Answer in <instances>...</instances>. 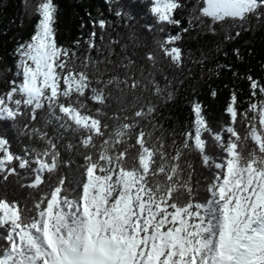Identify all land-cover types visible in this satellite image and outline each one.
Wrapping results in <instances>:
<instances>
[{
  "label": "snow or ice",
  "instance_id": "obj_1",
  "mask_svg": "<svg viewBox=\"0 0 264 264\" xmlns=\"http://www.w3.org/2000/svg\"><path fill=\"white\" fill-rule=\"evenodd\" d=\"M181 7L180 0H150L147 11L159 24L179 26L181 21L174 14ZM115 9L116 16L133 18L122 10L119 0ZM57 10L55 0L36 3L34 32L16 49L20 80H12L10 90L0 94V121L15 123L21 116L35 121L37 111L46 109L60 129L78 134L84 149H98V153H84L85 179L79 192L70 193L66 177L60 176L31 208L0 197V229L7 232L3 237L6 247L0 246V264H264V100L249 102L248 109L238 113L237 94L232 92L225 109L231 124L220 131L206 119L202 103L194 100L192 125L180 133L183 140L179 145L173 139L169 159L158 151L167 144L163 126L150 123L152 130L145 131L139 119L125 116L113 129L104 121L108 87L128 84V80L120 81L117 76L94 79L98 70L90 74L87 63L84 70H78L75 52L57 43ZM199 11L213 22L232 21L236 37L241 30L251 29L252 18L257 26H264V0H203ZM93 23L101 29L108 25L103 18ZM95 35L91 33V37ZM181 38V34H168L160 43L163 55L176 66L181 63L182 49L169 45ZM89 46L95 47L94 42L90 40ZM233 51L239 57L240 50ZM146 58L156 63L153 52ZM127 60L125 67L133 63ZM247 79L252 97L257 90L264 94V85L251 75ZM140 83L133 76L129 86L136 89ZM152 91L157 97L173 98L167 85L155 80ZM211 95L215 97L217 92L213 90ZM89 102L99 107L92 109ZM156 110L157 106L148 102L134 117H153ZM238 116L242 117L239 122L245 127L244 135L236 127ZM19 131L39 139L43 147L20 155L12 150L9 139L0 135V183L27 170L32 174L30 182L21 187L37 189L45 182L44 173L58 171L61 152L48 131L27 122ZM134 132V146L139 150L128 161L130 148L123 145ZM96 137L102 142L97 144ZM209 138L222 153L218 160L208 154ZM194 152L205 166L216 170L204 201L198 200L192 165L182 164ZM177 174L180 185L187 184L183 199L169 186ZM155 176H164L169 184H154Z\"/></svg>",
  "mask_w": 264,
  "mask_h": 264
},
{
  "label": "trees",
  "instance_id": "obj_2",
  "mask_svg": "<svg viewBox=\"0 0 264 264\" xmlns=\"http://www.w3.org/2000/svg\"><path fill=\"white\" fill-rule=\"evenodd\" d=\"M37 2L38 0H0V94L10 90L12 80H20L17 75L16 49L19 44L28 41L34 32L37 20L34 9ZM149 2L150 0H119L122 10L132 14L133 18L129 21L128 18L122 19L115 15L116 0H55L58 5L56 39L58 45L75 52L78 70H84V64L87 63L86 70L90 74H95L98 70L99 74L94 75V79L107 80L111 76H117L120 81L128 80V84H113L108 87L109 99L105 107L107 116L104 121L113 129L124 122L125 116L139 119L145 131L152 130L150 123L163 126L167 144L158 151L166 153L171 159L173 139L179 145L183 140L180 133L192 125L194 114L191 103L194 100L202 103L206 119L216 131L231 124V118L225 109L232 92L237 94L238 113L247 110L249 102L264 100V94L259 90L252 97L250 81L247 79L251 75L264 85V26H257V21L252 18L251 29L241 30V35L236 37L237 29L232 21L213 22L202 16L199 10L203 6V0H180L182 7L174 14L181 21L179 26L159 24L147 11ZM102 18L108 22L104 29L93 23ZM161 28L164 29L163 32L160 31ZM183 28L188 31L181 32ZM93 32L96 33L95 37H91ZM168 34H181V40L169 45L182 49L179 66L161 51L160 43ZM229 36L235 38L228 39ZM90 40L95 47L90 48ZM237 48L240 50L239 57L233 51ZM148 52H153L156 56L154 65L146 58ZM127 58L133 62L129 67L124 66L128 62ZM229 65L230 69L227 67ZM133 76L141 82L136 89L129 86ZM153 80L158 81L161 86L167 85V89L173 92L171 101L164 95H154ZM213 90L217 92L215 97L211 95ZM148 102L157 106L155 115L135 118V111ZM89 105L92 109L99 107L91 102ZM241 119L238 116L236 127L244 135L245 127L239 122ZM26 122L30 126L48 131L56 140L62 163L57 172L43 174L45 182L37 189L21 187V184L30 182L32 174L27 170H20L19 177L13 176L7 183H0V197L6 196L9 200L31 208L35 199L50 191L49 185L54 184L60 176L66 177V186L70 193L73 190L79 192V186L85 179L84 153L92 151L96 155L98 149H84L79 143V135L60 129L45 109L37 111L35 121H29L25 116H21L15 123L0 121V135L8 138L12 150L20 155H24L31 148L43 147V142L39 139L20 133L19 129ZM130 135L132 138H125L123 145L130 148L128 161L139 150L138 146H134L136 133ZM223 135L227 139L228 134L224 132ZM94 139L97 144L102 142L100 137ZM69 143L73 145L71 149L67 147ZM248 144L251 149L252 142L249 141ZM209 145L208 154L218 160L222 155L220 149L211 138ZM29 156L34 158L30 152ZM187 163L192 165L193 181L199 193L198 200L204 201L209 196L207 185L212 181L216 170L214 167L205 166L199 153L195 152L188 155L187 161L182 160V164ZM180 179L177 174L176 180L169 184L164 176H155L152 177V182L157 185L169 184L177 198L183 199L187 195L184 191L187 184L181 186ZM6 234L5 229H0V246L6 247L3 239Z\"/></svg>",
  "mask_w": 264,
  "mask_h": 264
}]
</instances>
